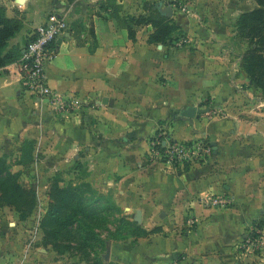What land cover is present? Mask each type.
Returning <instances> with one entry per match:
<instances>
[{
    "label": "crops",
    "instance_id": "0c3cea01",
    "mask_svg": "<svg viewBox=\"0 0 264 264\" xmlns=\"http://www.w3.org/2000/svg\"><path fill=\"white\" fill-rule=\"evenodd\" d=\"M140 1L0 2L8 18L23 22L7 48L19 58L0 69V157L22 171L17 160L25 143L35 142L43 178L67 174L78 162L85 183L102 194L115 191L124 218L136 221L141 211V227L160 232L124 246L118 263L264 264L263 253L244 246L264 220V98L244 72L235 28L172 9L185 45L150 44L151 25L135 27L133 40L126 18L141 15ZM55 17L68 30L45 71L57 94L79 99L73 113L41 109L20 86L31 34ZM187 107L209 112L183 118ZM165 134L174 143L209 141L213 154L188 172L173 169L151 155V141ZM23 173L28 184L30 170ZM213 196H229L231 208H210ZM21 236L20 229L0 231V264H20ZM25 264L65 263L39 249Z\"/></svg>",
    "mask_w": 264,
    "mask_h": 264
},
{
    "label": "rangeland",
    "instance_id": "374dc122",
    "mask_svg": "<svg viewBox=\"0 0 264 264\" xmlns=\"http://www.w3.org/2000/svg\"><path fill=\"white\" fill-rule=\"evenodd\" d=\"M0 2H2V0H0ZM145 3V0L139 2V7L142 8V10H144ZM147 3L155 4L156 6L158 3H163L166 8L174 9L184 15L197 14L199 19H203L202 21L206 24L212 23L219 26L222 24L231 25L235 28L232 32V39L240 49L244 50V54L248 48L247 41L237 28V22L243 13L257 8L254 0H151ZM235 5H237V9ZM0 6L4 7L1 3ZM141 14L147 15L148 11H142ZM17 16H20V14L17 13ZM167 18L170 19V17ZM31 35H33V33ZM37 149L36 143L34 142L31 147L32 159L28 157L24 159L23 162L17 160V165L21 166L24 171L30 170L27 176V181H29L28 184L24 182L23 170L13 172V162L11 158L5 155L10 172L18 176V181L24 189L32 190L35 194V207L25 220L21 219V214L15 209L11 207H0V231H8L13 228L20 229L21 231L22 236L19 239V247H22V250L18 258L19 263L23 258L24 248L29 237L33 232H36V244L31 254L32 258L35 255H39V249H45L51 252L53 259L62 261L65 264H123V261L122 263H118L116 257L120 256V251L124 246H137L141 237L137 235L138 232L135 225L141 227L142 223L139 224L136 221H127V219L124 218L125 212L116 205V193L113 190L106 194H102L92 186L93 189L91 188V190H89V188L84 189V198L93 200L92 203L87 204L88 208L98 209L97 219L103 222L100 226L94 227L93 230L87 229L80 236L78 231L79 228H77L79 222H76L68 233L61 238L51 241L52 244L56 243L58 245V249L51 244L48 246L44 245L46 235L42 229V220L50 203V188L52 184L55 181H60V186L66 187L69 184L80 186L86 183L84 182V175L79 173L78 162L70 168L71 172L67 174L56 173L52 177L43 178L39 167L40 157L37 153L36 157L34 155ZM95 201H99L98 205L95 204ZM15 220L19 221V223L18 226L13 227L10 224ZM261 223L263 224V228L261 229L264 230V220H260L254 227L259 228ZM86 233H93L95 239V242L88 247L82 244L81 239ZM257 235L258 234L253 228L250 236L256 237ZM252 251L256 254H264V248H253Z\"/></svg>",
    "mask_w": 264,
    "mask_h": 264
},
{
    "label": "trees",
    "instance_id": "16d2710c",
    "mask_svg": "<svg viewBox=\"0 0 264 264\" xmlns=\"http://www.w3.org/2000/svg\"><path fill=\"white\" fill-rule=\"evenodd\" d=\"M254 1L257 8L243 13L238 19L237 28L248 43V48L243 56L244 72L250 84L264 96V0ZM144 11H148V14L132 15L126 18L128 34L131 39L134 40L136 37L135 27L149 25L154 29V32L149 36L148 42L150 44L176 47V44L184 39L175 21L162 15L155 4L146 2ZM22 27L23 22L20 19L8 18L6 8L0 6V69L16 62L19 58V54L14 55V53L8 52L7 48L9 41L21 31ZM157 138L161 141L158 148L164 150L162 143L168 138V135H160ZM33 144L34 142L25 143L21 162L28 157L32 159L31 147ZM191 144L190 142L189 145ZM202 144L210 147L213 154V147L209 141H202ZM202 162L199 161L198 163ZM192 165L191 163H185L182 172H188ZM18 180V176L10 172L5 156L0 157V207L15 209L21 214V219L25 220L35 207V194L32 190L24 189ZM85 188L91 190L92 187L88 183L80 186L69 184L66 187H61L60 181H55L52 184L50 203L42 220V229L46 235L45 246L51 244L58 249V245L56 243L52 244L51 241L68 233L76 222H79L77 228H79L80 236L87 229L93 230L94 227L103 223L100 219H97L98 209L88 208L87 204L92 203L93 200L84 198ZM98 202L95 201V204L98 205ZM135 226L138 232L137 235L141 238L151 233L160 232L159 229H155L149 233L142 227ZM259 228H263L262 223ZM81 239L82 244L86 247L95 242L93 233H86Z\"/></svg>",
    "mask_w": 264,
    "mask_h": 264
},
{
    "label": "built area",
    "instance_id": "2783aa9c",
    "mask_svg": "<svg viewBox=\"0 0 264 264\" xmlns=\"http://www.w3.org/2000/svg\"><path fill=\"white\" fill-rule=\"evenodd\" d=\"M68 30V24L64 18H55L50 22L38 27L32 39L26 45L20 59V86L21 89L32 94L38 100L41 109H49L52 114L55 113H73L79 109V99L59 95L53 90L48 83L45 67L55 58L53 45L60 38H63ZM178 46L185 45L181 40ZM161 141L155 138L151 141V155L154 159L163 162L169 167L184 168L185 163H197L206 161L212 155V149L202 144V142L189 143H171L165 139L162 143L163 149L158 146ZM233 200L229 196L210 197L206 204L210 208L229 209ZM40 218V215H39ZM256 237L250 236L245 240V247L264 248V230L256 229ZM36 232L29 237L25 248L23 258L20 264L30 258L36 244Z\"/></svg>",
    "mask_w": 264,
    "mask_h": 264
},
{
    "label": "water",
    "instance_id": "95a60500",
    "mask_svg": "<svg viewBox=\"0 0 264 264\" xmlns=\"http://www.w3.org/2000/svg\"><path fill=\"white\" fill-rule=\"evenodd\" d=\"M26 0H16L17 4L18 5H23L25 3ZM162 4L160 3L158 5V9L160 11V13L164 16H167V17H172L173 16V10L171 8H166V9H162ZM62 42V39H59L57 41L58 44H60ZM209 112V109H206V110H198L197 108L195 107H187L186 109H184L182 112H181V117L183 118H187V119H194V118H199L201 115L203 114H206ZM213 146H215L213 144ZM136 222L141 224L142 223V220H141V211H138L137 212V216H136ZM108 256H109V252H108Z\"/></svg>",
    "mask_w": 264,
    "mask_h": 264
}]
</instances>
